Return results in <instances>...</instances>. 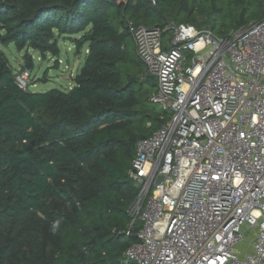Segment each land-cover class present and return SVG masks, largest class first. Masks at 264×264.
Instances as JSON below:
<instances>
[{
    "label": "trees",
    "instance_id": "1",
    "mask_svg": "<svg viewBox=\"0 0 264 264\" xmlns=\"http://www.w3.org/2000/svg\"><path fill=\"white\" fill-rule=\"evenodd\" d=\"M247 3L264 6V0H0V46L58 57L59 37L81 35L78 49L88 45L74 87L48 92L21 89L16 75L27 68L14 69L0 48V264H133L125 258L140 229L129 211L137 195L132 162L138 142L168 118L154 109L156 85L131 49L129 25L165 30L205 15L214 32L222 16L224 37L228 28L251 24ZM27 66L33 68L31 58Z\"/></svg>",
    "mask_w": 264,
    "mask_h": 264
},
{
    "label": "built area",
    "instance_id": "2",
    "mask_svg": "<svg viewBox=\"0 0 264 264\" xmlns=\"http://www.w3.org/2000/svg\"><path fill=\"white\" fill-rule=\"evenodd\" d=\"M129 30L170 119L137 144L129 211L140 229L125 258L264 264V21L224 37L188 24ZM31 76L19 71L18 86Z\"/></svg>",
    "mask_w": 264,
    "mask_h": 264
},
{
    "label": "rangeland",
    "instance_id": "3",
    "mask_svg": "<svg viewBox=\"0 0 264 264\" xmlns=\"http://www.w3.org/2000/svg\"><path fill=\"white\" fill-rule=\"evenodd\" d=\"M247 19L249 23H253L264 18V6L258 7V5L253 6L247 3ZM226 18L220 17L216 22V28L214 33L219 36L220 31L223 29ZM227 24L229 22H226ZM192 25L198 29H210V24L207 23V18L205 15H195L193 18ZM228 34L235 32L231 28L226 30ZM81 35L77 36H65L59 37L58 47L59 56L54 57L51 54L43 56L41 53L25 49L20 51L15 45H10L8 47L0 48L5 52L7 59L11 66L16 69L27 68L32 71V76L30 80L29 90L32 92H48L53 89H59L63 91H68L75 85V79L77 78L79 72L85 64V60L88 55V45H84L82 48L78 49L75 39H78ZM166 38H170L166 36ZM135 49L134 43L131 44V49ZM31 58L33 68L27 66V59ZM155 82V89L157 87V79L152 77ZM154 109L157 113L164 114L165 117L170 119V116L164 113V108L161 105H155ZM133 186H136L133 181Z\"/></svg>",
    "mask_w": 264,
    "mask_h": 264
},
{
    "label": "clouds",
    "instance_id": "4",
    "mask_svg": "<svg viewBox=\"0 0 264 264\" xmlns=\"http://www.w3.org/2000/svg\"><path fill=\"white\" fill-rule=\"evenodd\" d=\"M60 225H61V221H59V220L52 222V224L50 225V231L53 235H55L56 232L59 230Z\"/></svg>",
    "mask_w": 264,
    "mask_h": 264
},
{
    "label": "water",
    "instance_id": "5",
    "mask_svg": "<svg viewBox=\"0 0 264 264\" xmlns=\"http://www.w3.org/2000/svg\"><path fill=\"white\" fill-rule=\"evenodd\" d=\"M146 139V137L142 138V140ZM160 181H162V178L160 179Z\"/></svg>",
    "mask_w": 264,
    "mask_h": 264
}]
</instances>
